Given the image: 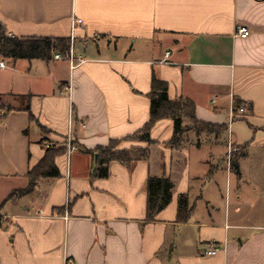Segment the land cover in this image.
Wrapping results in <instances>:
<instances>
[{
  "label": "crops",
  "instance_id": "crops-1",
  "mask_svg": "<svg viewBox=\"0 0 264 264\" xmlns=\"http://www.w3.org/2000/svg\"><path fill=\"white\" fill-rule=\"evenodd\" d=\"M73 19L82 23L72 59L0 58V264H264V223L239 219L264 211L242 192L250 166L264 167V0H0L10 37L71 41ZM237 27L250 36L235 37ZM152 76L224 135L212 142L188 131L173 151V121L162 119L151 143L128 140L150 119ZM238 103L246 110L233 118ZM111 141L148 157L113 161L107 178H92L93 154ZM57 147L60 176L8 200ZM229 147L241 149L234 189ZM160 177L173 185L171 200L147 222V181ZM181 195L192 207L185 222ZM211 243L221 250L206 256Z\"/></svg>",
  "mask_w": 264,
  "mask_h": 264
},
{
  "label": "trees",
  "instance_id": "trees-1",
  "mask_svg": "<svg viewBox=\"0 0 264 264\" xmlns=\"http://www.w3.org/2000/svg\"><path fill=\"white\" fill-rule=\"evenodd\" d=\"M71 48L70 39H52V38H15L8 36L4 26L0 24V58L11 60H51L54 53H60L61 56H67ZM26 99L24 111L30 116V121H35L30 113L29 99ZM150 99V119L148 123L135 135L128 138L130 141L151 143L150 132L156 122L162 119L173 121V136L168 145L173 151L179 150L184 142V135L188 131H193L198 137L202 131H208V134L219 139L226 132L224 125H213L201 122L196 119L194 104L189 100L171 101L167 95V85L155 76L151 79ZM1 104V102H0ZM240 104L238 103V107ZM1 108L2 104H1ZM11 110V108H7ZM184 120L189 122L191 129L184 125ZM213 128L215 130H210ZM118 141H111L108 146L96 150V157L93 154L94 169L91 173L92 178H107L109 176V164L113 161L119 162L125 167H129L133 161L146 160L148 151L146 149L118 150ZM64 148H48L44 157L33 167L27 175L28 185L25 189L17 191L9 196L8 200L15 195L21 196L31 193L37 182L44 178H58L60 173L55 165V158L63 153ZM89 154H92L89 152ZM230 164L234 175L239 176V168L235 159L230 158ZM214 172L210 167L209 176ZM173 185L169 178H149L147 181V217L146 221H154L155 216L161 212L171 200ZM192 213V207L189 206L187 195H181L178 199L177 221L185 222Z\"/></svg>",
  "mask_w": 264,
  "mask_h": 264
},
{
  "label": "rangeland",
  "instance_id": "rangeland-1",
  "mask_svg": "<svg viewBox=\"0 0 264 264\" xmlns=\"http://www.w3.org/2000/svg\"><path fill=\"white\" fill-rule=\"evenodd\" d=\"M184 122L186 124L185 126H188L189 125V122L187 120H185ZM210 130H215V129L210 128ZM203 135H205L207 137H210V139H211L212 142L214 140H216L214 138V136L208 134V131H205V130L202 131V133L200 134V136H203ZM50 147H53V146L50 145ZM230 148H231V150H230V152L227 153V156L229 155L230 158L232 157L233 159L234 158H239L241 156V149L240 150L239 149H236V147H230ZM253 164L251 163V165H253ZM230 168H231V171H233L232 167H230ZM212 169H214L213 166H212ZM250 172L253 173L252 174L253 175V178L246 180L249 183V185L248 184L247 185H245V184L242 185L243 198L245 199V196H246V198L248 200H250V201H253V199H255L257 201L258 206L260 208H264V193H261V191H258L259 197H257V196H255V194L252 191V188H258V187L264 186V185H259L260 182H261L260 178L261 177H264V167H262V168L261 167L255 168L253 166H250ZM226 176H227V174H226V172L224 170L221 173L220 182H219V183H221V186L222 187L225 185V183H227L226 182ZM236 181H237V178H236V175H234L233 185H232L233 189L236 187ZM247 208H248V206H245L243 208V210H245ZM260 212H264V211H261V209H260L258 211H255V214H253V212H252L250 214V216L248 215L247 212H244V213H241V215L239 216V219L240 220H243V222L246 223V224H248L249 222H251L253 224H256V223H260V224L261 223H264V214H262L260 216V214H261ZM234 218L235 217L232 216V219H234ZM235 219H238V217L235 218Z\"/></svg>",
  "mask_w": 264,
  "mask_h": 264
},
{
  "label": "built area",
  "instance_id": "built-area-1",
  "mask_svg": "<svg viewBox=\"0 0 264 264\" xmlns=\"http://www.w3.org/2000/svg\"><path fill=\"white\" fill-rule=\"evenodd\" d=\"M82 23L81 20H78V19H73L72 20V24H71V30H72V37H71V42L73 40V37H74V31L75 29L78 27V25H80ZM235 37H239V38H242V39H246L250 36V32L244 28V27H237L236 28V31H235ZM69 56V58H71V48H70V51H69V54L67 55ZM168 56V54H166V57ZM64 56H61L60 53H54L53 54V59L54 60H60L61 58H63ZM72 59V58H71ZM5 67V64L4 62L0 61V68H4ZM68 90V89H67ZM237 112L236 113H233L232 116L233 118H236L237 116H240L242 115L243 113H245V107L244 105H240L237 109ZM2 113V108H1V104H0V115ZM70 143V142H69ZM69 149H68V153H72L74 151V148L70 146V144L68 145ZM231 148L229 147V152H230ZM230 160V159H229ZM221 248L220 246H218L217 244L215 243H211L207 249L204 251V255L206 256H215L216 254H218L220 252ZM64 264H71L70 261L68 259H66L64 261Z\"/></svg>",
  "mask_w": 264,
  "mask_h": 264
},
{
  "label": "water",
  "instance_id": "water-1",
  "mask_svg": "<svg viewBox=\"0 0 264 264\" xmlns=\"http://www.w3.org/2000/svg\"><path fill=\"white\" fill-rule=\"evenodd\" d=\"M95 157H96V155H95Z\"/></svg>",
  "mask_w": 264,
  "mask_h": 264
}]
</instances>
